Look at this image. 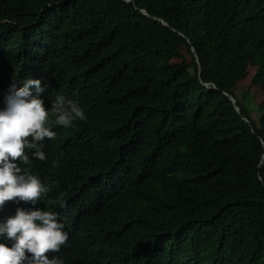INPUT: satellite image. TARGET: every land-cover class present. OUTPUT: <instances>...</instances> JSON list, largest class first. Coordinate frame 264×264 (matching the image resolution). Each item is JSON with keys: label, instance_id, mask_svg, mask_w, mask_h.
<instances>
[{"label": "trees", "instance_id": "trees-1", "mask_svg": "<svg viewBox=\"0 0 264 264\" xmlns=\"http://www.w3.org/2000/svg\"><path fill=\"white\" fill-rule=\"evenodd\" d=\"M29 77L87 115L20 165L53 187L19 206L68 225L50 256L264 264V96L239 83L264 91V0H0V104Z\"/></svg>", "mask_w": 264, "mask_h": 264}, {"label": "clouds", "instance_id": "clouds-1", "mask_svg": "<svg viewBox=\"0 0 264 264\" xmlns=\"http://www.w3.org/2000/svg\"><path fill=\"white\" fill-rule=\"evenodd\" d=\"M45 90L40 78L29 77L19 84L13 81L0 104V212L6 203L18 205L12 214L0 218V264H63L49 253L62 251L66 246V220L54 207L19 206L20 202L35 205L42 201L53 185L22 170L20 165L31 164L26 149L38 161L47 159L44 141L55 138L53 124L71 128L77 121H85L87 115L78 101L64 95H57L46 108ZM51 204L65 207L63 193L57 194Z\"/></svg>", "mask_w": 264, "mask_h": 264}, {"label": "rangeland", "instance_id": "rangeland-1", "mask_svg": "<svg viewBox=\"0 0 264 264\" xmlns=\"http://www.w3.org/2000/svg\"><path fill=\"white\" fill-rule=\"evenodd\" d=\"M239 83L240 84H245V85L250 87L251 91L253 92L254 97L256 98L255 99L256 101L257 100L258 101H262L263 100L262 96H264V91H262V88H260L257 84L256 85L254 83L251 84V81L249 79L245 80V82L240 81ZM250 103L253 104L252 102H250Z\"/></svg>", "mask_w": 264, "mask_h": 264}, {"label": "water", "instance_id": "water-1", "mask_svg": "<svg viewBox=\"0 0 264 264\" xmlns=\"http://www.w3.org/2000/svg\"><path fill=\"white\" fill-rule=\"evenodd\" d=\"M228 96H229V98H230L231 100H233V101L235 102L234 98H233L231 95H228ZM235 105H236V103H235Z\"/></svg>", "mask_w": 264, "mask_h": 264}]
</instances>
